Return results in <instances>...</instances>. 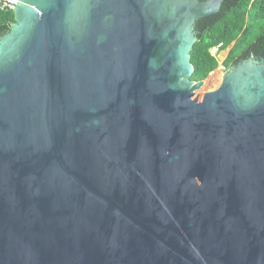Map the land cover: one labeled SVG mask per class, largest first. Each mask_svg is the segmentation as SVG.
I'll return each instance as SVG.
<instances>
[{
    "label": "water",
    "instance_id": "obj_1",
    "mask_svg": "<svg viewBox=\"0 0 264 264\" xmlns=\"http://www.w3.org/2000/svg\"><path fill=\"white\" fill-rule=\"evenodd\" d=\"M16 1L0 264H264V59L191 81L224 0Z\"/></svg>",
    "mask_w": 264,
    "mask_h": 264
},
{
    "label": "trees",
    "instance_id": "obj_2",
    "mask_svg": "<svg viewBox=\"0 0 264 264\" xmlns=\"http://www.w3.org/2000/svg\"><path fill=\"white\" fill-rule=\"evenodd\" d=\"M14 23L13 12L0 11V39ZM195 32L198 41L190 53L193 74L191 81L200 82L218 68V61L210 50L233 48L224 62L225 69L246 60L247 50L264 49V0H225L220 13L198 23Z\"/></svg>",
    "mask_w": 264,
    "mask_h": 264
},
{
    "label": "flooded vegetation",
    "instance_id": "obj_3",
    "mask_svg": "<svg viewBox=\"0 0 264 264\" xmlns=\"http://www.w3.org/2000/svg\"><path fill=\"white\" fill-rule=\"evenodd\" d=\"M200 2H204L205 0H199ZM225 3V0L223 1V3L221 4V6H220V9H219V12L217 13V14H215V15H213V16H211V17H214V16H216V15H218L219 13H220V10H221V7H222V5ZM210 18V17H209ZM209 18H207V19H209ZM207 19H204V20H207ZM204 20H201V21H198L197 23H196V26H195V28H194V31H195V29H196V27H197V25H198V23H200V22H202V21H204ZM196 33V32H195ZM196 38H197V33H196ZM198 40V39H197ZM233 45L234 44H232L231 46H232V48H233ZM230 47V46H229ZM228 47V48H229ZM227 48V49H228ZM218 49V48H217ZM226 49V50H227ZM226 50H224V51H226ZM232 50V49H231ZM231 50L229 51V53H228V55L225 57V59L224 60H218L217 59V57L215 58L217 61H218V63L221 65V67L219 68H217L216 70H219V71H224V72H226L227 70L225 69V67H224V62L226 61V59L228 58V56H229V54H230V52H231ZM218 51H219V49H218ZM219 52H223V51H219ZM245 54H247V56H248V58L246 59V60H244V59H239V62L237 63V64H239L240 62H247V61H253V62H256V63H260L261 61H262V59H264V49L263 50H260V51H256V50H247L246 49V52H245ZM218 64V65H219ZM236 64V65H237ZM235 65V66H236ZM234 67V66H233ZM232 68V67H231ZM230 69V68H229Z\"/></svg>",
    "mask_w": 264,
    "mask_h": 264
},
{
    "label": "built area",
    "instance_id": "obj_4",
    "mask_svg": "<svg viewBox=\"0 0 264 264\" xmlns=\"http://www.w3.org/2000/svg\"><path fill=\"white\" fill-rule=\"evenodd\" d=\"M17 1L16 0H0V11L3 12H9L14 9L16 6ZM219 53L217 48L211 49L210 54L212 57L216 58L217 54ZM219 64V63H218ZM218 67L220 68L221 65L219 64ZM222 71V70H221Z\"/></svg>",
    "mask_w": 264,
    "mask_h": 264
},
{
    "label": "rangeland",
    "instance_id": "obj_5",
    "mask_svg": "<svg viewBox=\"0 0 264 264\" xmlns=\"http://www.w3.org/2000/svg\"><path fill=\"white\" fill-rule=\"evenodd\" d=\"M232 49V46H230L226 51L223 52H219L217 54V59L220 60H224L225 57L228 55L229 51ZM225 72L224 71H219V70H215L213 73H211L206 80H204V84H206V82L213 76V75H220L223 76Z\"/></svg>",
    "mask_w": 264,
    "mask_h": 264
},
{
    "label": "bare ground",
    "instance_id": "obj_6",
    "mask_svg": "<svg viewBox=\"0 0 264 264\" xmlns=\"http://www.w3.org/2000/svg\"><path fill=\"white\" fill-rule=\"evenodd\" d=\"M214 76L215 75H213L207 82H206V84H212V82H213V79H214Z\"/></svg>",
    "mask_w": 264,
    "mask_h": 264
}]
</instances>
